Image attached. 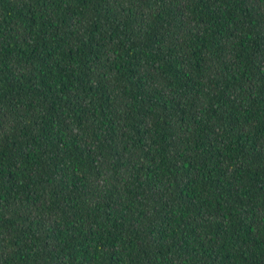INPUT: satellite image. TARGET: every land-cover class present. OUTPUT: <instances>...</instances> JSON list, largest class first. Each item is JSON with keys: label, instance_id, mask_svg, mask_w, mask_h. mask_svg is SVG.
<instances>
[{"label": "trees", "instance_id": "16d2710c", "mask_svg": "<svg viewBox=\"0 0 264 264\" xmlns=\"http://www.w3.org/2000/svg\"><path fill=\"white\" fill-rule=\"evenodd\" d=\"M0 264H264V0H0Z\"/></svg>", "mask_w": 264, "mask_h": 264}]
</instances>
